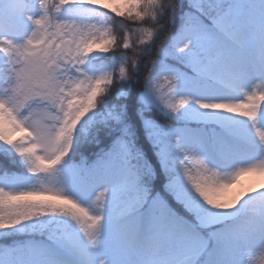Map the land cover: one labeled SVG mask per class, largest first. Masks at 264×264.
Returning a JSON list of instances; mask_svg holds the SVG:
<instances>
[{"label":"snow or ice","instance_id":"snow-or-ice-1","mask_svg":"<svg viewBox=\"0 0 264 264\" xmlns=\"http://www.w3.org/2000/svg\"><path fill=\"white\" fill-rule=\"evenodd\" d=\"M257 176L264 0H0V264H264Z\"/></svg>","mask_w":264,"mask_h":264},{"label":"rangeland","instance_id":"rangeland-1","mask_svg":"<svg viewBox=\"0 0 264 264\" xmlns=\"http://www.w3.org/2000/svg\"><path fill=\"white\" fill-rule=\"evenodd\" d=\"M242 183H244L245 185L251 184V183H255V185L259 188L262 185H264V178L261 177H245L243 178Z\"/></svg>","mask_w":264,"mask_h":264},{"label":"trees","instance_id":"trees-1","mask_svg":"<svg viewBox=\"0 0 264 264\" xmlns=\"http://www.w3.org/2000/svg\"><path fill=\"white\" fill-rule=\"evenodd\" d=\"M162 39H166V35L164 37H162Z\"/></svg>","mask_w":264,"mask_h":264}]
</instances>
